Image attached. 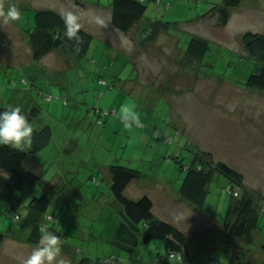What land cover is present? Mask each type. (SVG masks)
<instances>
[{
  "label": "rangeland",
  "instance_id": "rangeland-1",
  "mask_svg": "<svg viewBox=\"0 0 264 264\" xmlns=\"http://www.w3.org/2000/svg\"><path fill=\"white\" fill-rule=\"evenodd\" d=\"M79 2L85 0H0L3 10L14 3L21 11L18 21L5 23L0 17V105L19 106L21 110L37 106L40 114L32 127L49 124L54 130L52 142L44 150L30 153L28 147L27 151L43 163L38 169L44 176L42 186L49 189L51 185L54 188L51 190H55V202L49 210L61 223L58 235L67 236L63 244L69 248L62 250L65 252H61V257L87 255L100 264H106L103 262L107 258L112 264H141L146 255L144 250H158L160 245L143 244L127 255L113 245L116 215L93 200L98 192H104V198L111 194L102 164L111 159L138 168L142 180L148 174L142 181L148 185L167 180L180 185L185 170L177 160L185 165L191 160V152L203 149L213 152L216 160L245 172L248 182L261 175L264 183V92L250 90L244 83L254 66L242 55L245 50L241 38L246 31L264 33V0H243L240 7L232 9L225 26L217 25V17L209 14L223 0L149 1L140 24L146 26L160 20L169 26L155 39L140 41L135 36L137 26L128 33L111 28L108 12ZM107 2L100 0L101 5L108 6ZM40 9L64 15L71 12L80 19L82 27L86 26L85 30L96 35L87 54H73L76 59L72 62L73 58L68 56L71 65L68 68L64 69L67 58L54 60L55 52L39 62L32 60L24 29L33 23L35 11ZM94 16L104 23H97ZM104 34L110 44L101 42L106 38ZM193 35L211 43L213 50L204 61H189L185 54ZM58 51L71 55L70 51ZM35 71L38 73L32 75ZM124 107L145 122V127L154 128L153 132H144V125L139 128L133 119L126 121L122 116ZM126 122L132 127L125 128ZM167 132L172 134L173 142L168 140ZM252 171L256 174L252 175ZM66 185L63 191L55 187ZM133 185L127 191L128 196L138 199L146 194L136 192ZM225 185L226 178L216 174L207 185L203 208V212L222 222L237 198L226 192L224 195ZM73 186L80 187L85 195L83 208L76 202L65 206L60 200L62 194L72 192ZM156 192H150L154 198ZM38 193L35 190L34 194H41ZM3 208H0L3 228L7 230L8 225L19 228L22 219L15 220L14 214L7 216L8 206ZM259 225L264 233V214ZM189 246L192 264H203L214 257L229 261L220 249L201 254L194 242L190 241ZM243 246L240 253L247 255L248 264H263L258 259L260 254H254L255 250L246 253ZM27 249L14 248L7 261L24 264L31 255ZM162 249L160 252L166 251L165 246ZM75 258H69L71 264Z\"/></svg>",
  "mask_w": 264,
  "mask_h": 264
},
{
  "label": "trees",
  "instance_id": "trees-1",
  "mask_svg": "<svg viewBox=\"0 0 264 264\" xmlns=\"http://www.w3.org/2000/svg\"><path fill=\"white\" fill-rule=\"evenodd\" d=\"M149 1L154 0H112L113 25L123 32L130 31L143 20ZM241 2L242 0H223L222 5L213 6L209 14L217 17V25L225 26L230 20L232 9L240 7ZM65 17L63 13L52 9L35 11L33 23L24 29L32 46L33 59L40 60L44 55L55 49L70 51L73 54L74 52L87 53L92 45L93 35L81 26L78 30L79 39H69L65 35L67 31ZM168 26V23L160 20L146 26L140 25L142 27V35H140L144 40H152ZM241 38L245 50L241 53L254 66L244 83L250 88L264 92V33L246 31ZM212 50L209 40L193 35L188 41L185 54L189 61L201 62ZM23 80L26 81V79ZM11 107L0 105V111L8 110ZM21 111L30 124L36 121L40 114V108L37 106ZM99 122L101 121L99 120ZM143 125L145 128V122H140L137 126L140 128ZM155 135H159L158 131L155 132ZM171 135L170 132L166 134L168 140L173 142L174 138ZM53 136L54 130L49 124H44L39 128L33 127L32 143L29 146L30 153L46 147L52 141ZM27 148L24 151H19L8 145H0V200L8 203V211L14 214L13 218L15 220L21 219L20 209L27 205L28 214L25 217V222L32 227L28 241L38 244L42 235L41 229L45 232L59 234L60 229L58 230L51 223L52 220L57 218L49 210L55 202L54 197L56 194H54L55 190L44 191L47 185L42 186L43 175L22 168L24 160L30 155ZM191 155V160L185 165L182 164L181 160H177L181 168L185 170V176L179 185V191L183 198L203 208L207 196V185L216 174L228 179V193L237 197L235 203L228 207L222 222L223 237L219 249L224 251L226 255L228 254L229 261L225 263L222 258L214 257L203 264L213 262L248 264L247 255L240 253L241 246L244 244L243 247L246 253H251L256 248L254 243L260 228V217L264 214V197L259 193L246 189L243 173L224 161L216 160L212 152L198 149L191 152ZM107 164L109 173L112 176L109 186L111 194L104 198V194H102L104 192H98V196L97 193L93 195V200L97 203L100 202V206L106 207L109 212L116 215L112 227L114 232L112 236L113 245L127 253H132L140 245H152L155 240H163L167 249L156 254L154 261L159 259L165 261L164 263L170 261L191 263L187 233L173 223L157 217L153 212V200L148 194L134 199L125 193L126 187L132 180L142 177L141 170L114 161ZM96 181L98 183L97 179H95ZM37 187L42 188L41 194L38 193L40 195L34 194ZM48 187L54 189L51 185H48ZM55 187L60 189L61 186ZM74 188L71 189L72 192L68 195L67 193L62 194L63 198L60 200L64 201L65 206L76 202L77 205H81L83 208L85 195L80 187ZM80 196L81 198H79ZM109 198H111L110 201ZM49 216L51 217L49 218ZM5 237L6 234L0 232V246ZM59 237L62 241L61 247L66 246L63 242H66L67 236L60 235ZM64 249L66 250V248ZM64 249L62 248V250ZM260 250L264 256V241L260 245ZM76 251L79 252V249ZM179 253L181 254L180 258H178ZM138 257H141L140 253H138ZM74 260L76 264H100L99 261L87 255H80ZM103 263L112 264V260L107 258ZM143 263L144 256L141 264Z\"/></svg>",
  "mask_w": 264,
  "mask_h": 264
},
{
  "label": "crops",
  "instance_id": "crops-1",
  "mask_svg": "<svg viewBox=\"0 0 264 264\" xmlns=\"http://www.w3.org/2000/svg\"><path fill=\"white\" fill-rule=\"evenodd\" d=\"M111 2H112L111 0L110 1L108 0V2H107L108 6L101 5L100 0H96V1L85 0V2H79V3H80V5L85 4V7H87L89 5L97 6L96 9L99 10V12L100 11L108 12V14L110 15V19H109L108 24L110 25L111 28H116L112 23V4H111ZM242 3L243 2H241V4ZM82 7H83V5H82ZM65 16H67V15H65ZM78 20H80V19H78ZM81 23H83L82 20H81ZM85 25H87V24H85ZM140 25L141 24L137 25V28H139V29H137L138 33L135 35L139 41L142 40L141 39L142 38L141 37L142 27H140ZM85 27L86 26H83V28H85ZM21 29L22 28H20V30ZM130 31H128V32H130ZM89 33L93 35V41H94V39L96 38V35L91 33V32H89ZM24 34L26 35L25 31H24ZM104 37H106V38H102L101 42H103L105 44H110L111 42H110L108 36L104 34ZM27 39H28V37H27ZM28 43H29V41H28ZM29 45H30V48L32 51V46L30 43H29ZM58 50H62V49L52 50L48 54L44 55L40 60H35L32 57V60L39 62V61L43 60V58H46V56H48L52 52L53 53L55 52V54H57V55L53 56L54 60H57V61L65 60L66 61V58H67L68 64L64 67V69H65V68H68L71 66L69 64L70 62H69L68 56L73 58L71 60V62H72V61H74V59H76L75 55L79 54V53L74 52L75 55H73V53L71 52V55H66V53H64V55H62V54H60V51H58ZM89 50H90V48H89ZM63 51L66 52L65 50H63ZM88 51H87V53H88ZM34 73H38V71H35ZM250 90H258V89L251 88ZM258 91L260 92V90H258ZM251 126H254V125H251ZM153 129L154 128H152V127H145L144 132L153 131ZM256 132L258 134L260 133L259 130H256ZM46 147L42 148L41 150H44ZM65 149H66V147H65ZM75 149L76 148L73 149V153H74ZM79 152H82V150H80ZM191 156L192 155H190V158H191ZM96 160H97V157L95 158V161ZM108 162H111V159L108 160L107 162H103L102 170H103V173L105 175L109 174V175H107V177L104 175V178H107V180L109 181L108 185L110 186L112 176L109 173V167L107 164ZM42 164L43 163L39 160L38 157L29 155L24 160V162L22 164V168L24 170L26 169V170L36 172L37 174H40V170H38V169H41L39 166ZM96 165L98 167L99 162H97ZM104 170H106V171H104ZM253 174H256V173H254L252 171V175ZM243 175H244V181H245V188L249 189L253 192L259 193L264 197V183H262L260 180L261 175H257V177L253 176V179L255 181L250 180V182L254 183V184H251L250 182H248V178H247L245 172ZM147 176H148V174H147ZM147 176H144V180L146 179ZM144 180H142L141 178L132 180L128 184V186L126 187L125 193L127 194V191L129 190V187L131 186V184H134L133 186H134L136 192L146 193L149 196L151 195V198L153 200V212L157 217L173 223L174 225H176L177 227L182 229L185 233H187V235H188V252L190 254L191 263H181V262H176V261H174L173 263H164V262L160 263L157 260L154 261V256L156 254H158L160 251H163L164 248L162 249V247L165 246V248L167 249V247L165 245V241L159 240L161 242H157L155 240L152 242V244L157 243V245H160V247L158 248V250H154V251L151 249H145L144 252L146 255L144 257V263L143 264H192L193 253H192V250L190 249V246H189L190 241L194 242V244L196 246L195 249L196 250L198 249L197 253H201V254H204L203 251H205L206 253H209V252H211V250H217L221 247V239L223 237V233H222V221L219 220V218H216L209 213L203 212V208L205 206H203V208H200L196 204L192 203L191 201L183 198L180 194V191H179V185H174L173 183H170V181H168V180L165 182H162V183L159 182L158 185H148L147 183H142V181H144ZM226 181H227V185H225L223 187L224 195H225V192L228 193V189H227L228 179L227 178H226ZM76 182H77L76 185H80L79 181H76ZM52 183H54V182L51 181V184ZM96 183H97V181H96ZM67 186L68 185L61 186L59 188L61 189V191H63L64 188ZM72 188H74V187H72ZM36 190H39V193H40V191H42V188L37 187ZM44 191L49 192L52 190L48 189V188H46V189L44 188ZM153 191H155V192L157 191L155 194V198H154L153 194H151ZM239 192H240V190H239ZM206 198H207V196H206ZM110 199L111 198H109V201H110ZM204 205H206V202L204 203ZM7 206L8 205H5L4 203H1V201H0V208L4 207L3 209H5ZM6 212H7V216L11 215V213H9L8 209ZM20 212H21V219L22 220H21V224H20L19 228H14L13 226L8 225L7 230H5L3 228V226L1 225L2 223L0 224V232H3L6 234V237H5L2 245L0 246V264H11L9 261H7V259H8L7 255L10 253H13L14 248L20 249L23 247L26 250V247H29V250L27 249V251L32 253L33 249H35L36 247L39 246V243L36 244V243H32V242L28 241V237L31 233L32 227H31V225H29L25 222V217L28 214L27 205H25L23 208H21ZM51 223L54 227H57L58 230L60 229L61 223H58L57 220L54 219V220H52ZM263 241H264V233H263L262 229L259 228L257 236H256V241L254 243L256 245L254 254H260L259 255L260 258H258V259L259 260L261 259V263L264 264V256L260 250V245ZM145 246H150V245H145ZM62 248L63 249L66 248V250L65 249L64 250L69 251V248L67 246H64ZM65 251H62V252H65ZM121 252L125 253L126 255L128 254L124 250H121ZM121 252H118V255L119 254L122 255ZM227 256H228V254H227ZM63 257L66 260H69V258H71L67 254H64ZM72 264H76L74 259L72 260ZM126 264H127V262H126Z\"/></svg>",
  "mask_w": 264,
  "mask_h": 264
},
{
  "label": "clouds",
  "instance_id": "clouds-1",
  "mask_svg": "<svg viewBox=\"0 0 264 264\" xmlns=\"http://www.w3.org/2000/svg\"><path fill=\"white\" fill-rule=\"evenodd\" d=\"M20 16L21 11L14 3L9 4L6 11L0 8V17H3L5 23L18 21ZM93 18L99 24L104 23L98 16ZM65 25L67 27L65 35L69 39H79L78 30L81 25L78 23V17L69 12L65 17ZM122 116L126 121L133 119L136 121V125L140 124L136 114L128 107L122 108ZM124 127L130 128L132 124L126 122ZM32 134L33 127L19 106L0 111V145H8L13 149L24 151L32 143ZM41 232L39 246L33 249L24 264H71L70 260L61 257V238L54 232H45L43 229ZM58 257L60 258L58 259Z\"/></svg>",
  "mask_w": 264,
  "mask_h": 264
},
{
  "label": "built area",
  "instance_id": "built-area-1",
  "mask_svg": "<svg viewBox=\"0 0 264 264\" xmlns=\"http://www.w3.org/2000/svg\"><path fill=\"white\" fill-rule=\"evenodd\" d=\"M51 96H47L46 98L47 99H49ZM51 216H49V218H50ZM173 257H174V255H172ZM181 257V254L179 253L178 254V258H180ZM211 264H220L219 262H213V263H211Z\"/></svg>",
  "mask_w": 264,
  "mask_h": 264
}]
</instances>
